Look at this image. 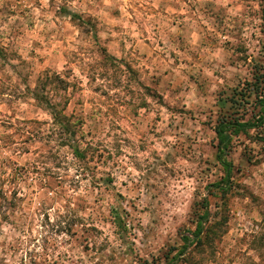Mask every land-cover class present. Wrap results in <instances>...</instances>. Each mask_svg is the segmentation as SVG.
<instances>
[{"label":"rangeland","instance_id":"1","mask_svg":"<svg viewBox=\"0 0 264 264\" xmlns=\"http://www.w3.org/2000/svg\"><path fill=\"white\" fill-rule=\"evenodd\" d=\"M263 6L0 0V264H264Z\"/></svg>","mask_w":264,"mask_h":264},{"label":"trees","instance_id":"2","mask_svg":"<svg viewBox=\"0 0 264 264\" xmlns=\"http://www.w3.org/2000/svg\"><path fill=\"white\" fill-rule=\"evenodd\" d=\"M263 2H264V0H263ZM262 18L264 21V6L262 8ZM45 101L47 103V107L52 109L51 113L53 116V123L57 124L58 131L61 132V134H63L65 136V137L62 136V138L70 139L69 135L71 134L72 130H71V123L69 121V118H67L62 113H58L57 111H55L53 109V108H55L54 105H51V103L47 99H45ZM260 102H261L262 107L260 109V114L256 119L248 120V121H241V122L240 121H226V120H224V121H220L215 126L214 130L217 134L218 142H219V144H218L219 151H220L219 158H220L221 163L224 165V167L226 169V182L227 183H228V181H230L231 172H232L231 163L225 159V156L227 154L228 144H229V141L231 139V133H229L228 131L230 130L231 127H234L235 130L246 131L248 129L259 127V126L263 125L264 124V95L260 99ZM64 142H67V141L65 140ZM65 144H69V143H65ZM70 146H71V144H70ZM74 153L78 157H84L85 156V152L83 150H81L79 147L74 149ZM222 182H223V180L221 182H218L215 186H218L220 188H226L227 183H225L226 185H222L223 184ZM6 194H7L6 191L0 187V202L3 199L7 198ZM184 239H185L186 243L188 244V242L190 241V238L188 236H185Z\"/></svg>","mask_w":264,"mask_h":264}]
</instances>
